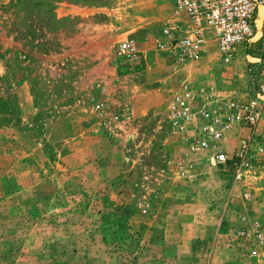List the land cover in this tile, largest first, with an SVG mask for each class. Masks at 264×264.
<instances>
[{
  "label": "rangeland",
  "instance_id": "1",
  "mask_svg": "<svg viewBox=\"0 0 264 264\" xmlns=\"http://www.w3.org/2000/svg\"><path fill=\"white\" fill-rule=\"evenodd\" d=\"M152 1L0 0V264H264V219L242 210L247 172L215 158L250 137L233 150L231 129L195 153L191 125L173 123L187 88L238 95L251 72L209 43L179 63L191 82L164 89L178 62L155 39L170 1L144 22ZM126 39L133 64L118 56Z\"/></svg>",
  "mask_w": 264,
  "mask_h": 264
},
{
  "label": "built area",
  "instance_id": "2",
  "mask_svg": "<svg viewBox=\"0 0 264 264\" xmlns=\"http://www.w3.org/2000/svg\"><path fill=\"white\" fill-rule=\"evenodd\" d=\"M169 1L168 18L155 39L160 53L178 63L195 62L212 43L228 70L234 62L245 64L255 84L254 89L238 95H218L200 85L187 88L184 95L174 98V125L183 132L187 123L191 125L195 153L216 149L231 129L255 132L264 118V0ZM118 56L133 64L140 52L133 40L126 39L118 46ZM250 144L244 142L235 155L216 152L217 165H232L234 177L241 180L250 167Z\"/></svg>",
  "mask_w": 264,
  "mask_h": 264
},
{
  "label": "crops",
  "instance_id": "3",
  "mask_svg": "<svg viewBox=\"0 0 264 264\" xmlns=\"http://www.w3.org/2000/svg\"><path fill=\"white\" fill-rule=\"evenodd\" d=\"M163 2V0H153L152 3H149L148 5L149 7L151 6L152 9H150L149 12L143 10L140 13V18L146 22L150 20L151 13L158 15L156 12L158 9L157 7ZM67 13L73 15V9L71 12L67 10ZM143 27L144 26L141 28ZM145 30L146 29H144L143 32H145ZM140 33L142 32L140 31L139 34ZM173 67H176V69H173ZM167 69H169V79L163 78L162 82L160 83V85H163V87L166 86L164 89L175 84L177 85L176 88L180 90V85L181 87H186V85L191 82L190 79L192 78L191 75L193 73V67L191 65L186 64L182 67L179 63H172L171 60L170 66ZM233 131H235V134L237 133L233 141V150H236L241 146L244 141L242 139H249V137L252 135V141L250 142L251 144L249 150L251 151L252 157L257 161L256 164L251 166V168L246 173L247 178L245 179V187L247 188H243V193H241V195L243 194L242 196H245V199L243 197L241 198V203L244 205L242 210L248 213V215H252L256 219H264V120L260 122L256 131L253 133H251L250 129L246 128L235 129ZM226 137L227 141L232 142L230 140L231 137L229 138V135Z\"/></svg>",
  "mask_w": 264,
  "mask_h": 264
},
{
  "label": "water",
  "instance_id": "4",
  "mask_svg": "<svg viewBox=\"0 0 264 264\" xmlns=\"http://www.w3.org/2000/svg\"><path fill=\"white\" fill-rule=\"evenodd\" d=\"M258 24H259V26H260V21H259V23H258Z\"/></svg>",
  "mask_w": 264,
  "mask_h": 264
}]
</instances>
